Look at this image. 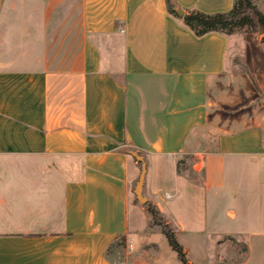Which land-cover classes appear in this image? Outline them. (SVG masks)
<instances>
[{"label": "crops", "instance_id": "1", "mask_svg": "<svg viewBox=\"0 0 264 264\" xmlns=\"http://www.w3.org/2000/svg\"><path fill=\"white\" fill-rule=\"evenodd\" d=\"M134 154L190 264L188 239L199 264H264L261 36L197 37L166 0H0V264H167L131 233Z\"/></svg>", "mask_w": 264, "mask_h": 264}, {"label": "trees", "instance_id": "2", "mask_svg": "<svg viewBox=\"0 0 264 264\" xmlns=\"http://www.w3.org/2000/svg\"><path fill=\"white\" fill-rule=\"evenodd\" d=\"M166 3L170 14L180 18L197 37H203L210 33L231 35L236 32H244L260 35L264 44V14L254 0H235L231 11L214 15L193 11L178 16L172 0H166ZM145 206L153 225L161 228L171 250L176 253L181 264H190L184 248L177 241L174 231L164 221L162 213L150 202Z\"/></svg>", "mask_w": 264, "mask_h": 264}, {"label": "rangeland", "instance_id": "3", "mask_svg": "<svg viewBox=\"0 0 264 264\" xmlns=\"http://www.w3.org/2000/svg\"><path fill=\"white\" fill-rule=\"evenodd\" d=\"M118 76L121 77L120 73H118ZM141 157V156H140ZM189 168V162L182 161L180 163V171L182 172H188ZM142 170V164L141 162L137 165V172L134 179V182L130 188L129 192V200H130V209L131 212L134 213L135 221L134 226L132 225L130 227L131 233L135 232H142L144 233L145 237H149L150 241L153 242L154 248L158 250L161 256L166 260L167 264H171V256H173L174 264H181V262L178 260L177 255L175 252H173L168 244V241L164 234L161 231V228L158 226L153 225L150 215L147 212L146 204L148 201L146 200L144 194L143 198L146 200L145 203L140 202L137 197L135 196V189L136 185L138 183L140 174ZM164 221L168 224V220L163 216ZM172 230H174L172 224H168ZM189 244L191 245L190 248H188V258L191 259L195 264H199V261L202 259V254L204 251V247H201V242L198 239H188ZM208 251L211 253L214 251V248L212 247V242H209ZM138 245L137 240L131 237L128 238V240L120 239L114 242L110 249V257L113 260H122L125 259L126 254L133 251L136 246ZM140 246H145V244H140ZM203 250H201V249ZM172 254V255H171ZM173 264V263H172Z\"/></svg>", "mask_w": 264, "mask_h": 264}, {"label": "water", "instance_id": "4", "mask_svg": "<svg viewBox=\"0 0 264 264\" xmlns=\"http://www.w3.org/2000/svg\"><path fill=\"white\" fill-rule=\"evenodd\" d=\"M177 13L179 16L183 15V12L181 10H178ZM133 156L142 163V170H141L138 183L136 185L135 196L140 202L145 203L146 200L143 198V186H144L145 175H146V164L144 163L143 158H141L140 156L135 155V154Z\"/></svg>", "mask_w": 264, "mask_h": 264}]
</instances>
